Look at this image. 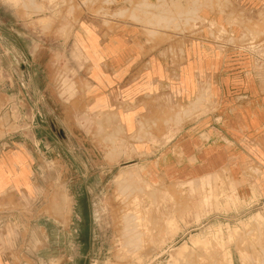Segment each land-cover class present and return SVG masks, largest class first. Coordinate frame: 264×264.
Returning a JSON list of instances; mask_svg holds the SVG:
<instances>
[{
	"label": "rangeland",
	"instance_id": "obj_1",
	"mask_svg": "<svg viewBox=\"0 0 264 264\" xmlns=\"http://www.w3.org/2000/svg\"><path fill=\"white\" fill-rule=\"evenodd\" d=\"M173 1L188 5L177 11V31L203 29L210 49L239 48L264 68V10L255 19L236 14L237 0ZM107 6L94 0H0V139L35 130L39 158L36 185L9 207L17 218L4 233L16 245V262L264 264V220L254 218L259 212L251 203L239 201L228 176L174 182L154 166L126 168L119 129L108 137L102 130L89 136L94 122L88 84L73 69L75 63L86 70L87 61L53 49L71 38L84 16H112ZM40 39L47 51L40 52ZM30 88L37 91L33 104ZM184 247L190 248L185 258Z\"/></svg>",
	"mask_w": 264,
	"mask_h": 264
},
{
	"label": "crops",
	"instance_id": "obj_2",
	"mask_svg": "<svg viewBox=\"0 0 264 264\" xmlns=\"http://www.w3.org/2000/svg\"><path fill=\"white\" fill-rule=\"evenodd\" d=\"M94 1L105 10L109 3L114 16H84L71 38L53 49L87 61L86 70L75 63L73 69L88 84L89 136L119 129L126 168L154 166L174 182L226 175L238 186L239 201L251 203L259 212L254 218L264 220V68L239 48L210 49L203 29L177 31V11L188 9L186 2ZM232 9L256 19L264 0H237ZM39 41L40 52L47 51ZM36 92L30 88L32 104ZM1 115L0 109V122ZM35 135L0 139V264H18L16 245L4 231L15 226L11 203L36 185Z\"/></svg>",
	"mask_w": 264,
	"mask_h": 264
},
{
	"label": "bare ground",
	"instance_id": "obj_3",
	"mask_svg": "<svg viewBox=\"0 0 264 264\" xmlns=\"http://www.w3.org/2000/svg\"><path fill=\"white\" fill-rule=\"evenodd\" d=\"M127 177H128V176H127ZM123 178H124V174L122 173V174H120L119 177H118V179L122 180L121 185L123 184V181L125 182V180H124ZM128 178H129V177H128ZM138 180H139V179H138ZM119 182H121V181H119ZM135 182H136V181H135ZM124 184H125V183H124ZM119 185H120V184H119ZM119 185H118V186H119ZM143 185H144V184H143ZM122 186H123V185H122ZM122 186H121V188H122ZM138 186H139V185H138ZM152 187H153V186H152ZM134 188H135V187H134ZM145 189H146V188H145ZM125 190H126V189H125ZM125 190H124V191H125ZM127 190H128V189H127ZM131 190H132V189H131ZM137 190H138V189H136V191H137ZM143 192H144V191H143ZM153 193H154V192H153ZM131 194H132V193H131ZM134 206H135V204H134ZM149 213H150V212H149ZM129 216H130V214H129ZM133 216H134V215H133ZM133 216H130V217H133ZM134 217H136V216H134ZM152 217H153V216H152ZM123 218H124V217H123ZM128 218H129V217H128ZM135 219H136V218H135ZM133 220H134V219H133ZM138 220H139V219H138ZM130 221H132V219H130L129 222H130ZM147 221H148V220H147ZM127 222H128V220H127ZM132 222H133V221H132ZM136 222H137V221H135V224H136ZM130 223H131V222H130ZM131 225H132V223H131ZM137 225H139V224L137 223ZM137 225H136V226H137ZM155 225H156V224H155ZM133 228H134V226H133ZM136 228H137V227H136ZM147 228H148V227H147ZM134 229H135V228H134ZM138 229H139V227H138ZM138 229H136V230H138ZM148 229H149V228H148ZM148 229H147V231H149ZM152 230H153V229H152ZM145 231H146V230H145ZM143 232H144V231H143ZM136 235H137V234H136ZM140 235H141V234H140ZM147 235H148V234H147ZM134 238H135V235H134ZM153 238H154V237H153ZM128 240H129V239H128ZM130 240H131V239H130ZM130 240H129V241H130ZM131 241H132V240H131ZM133 242H135V241L133 240ZM135 243H136V242H135ZM124 244H126V243H124ZM124 246H125V245H124ZM129 246H130V244H129ZM198 246H199V245H198ZM204 246H205V245H204ZM134 247H135V246H134ZM195 247H196V246H195ZM206 247H207V246H206ZM125 248H126V247H125ZM207 248H209V246H208ZM207 248H206V249H207ZM188 249H190V248H188V247H184V250H183V252H182V255H183V256L186 254V252L189 251ZM137 250H138V249H137ZM131 251H132V249H131ZM191 251H192V250H191ZM141 252H142V251H141ZM132 253H133V252H132ZM184 253H185V254H184ZM188 253H189V252H188ZM188 253H187V254H188ZM247 253H249V252H247ZM129 254H130V253H129ZM253 254H254V253H253ZM137 255H138V254H137ZM250 255H251V254H250ZM183 256H182V257H183ZM184 258H185V256H184ZM119 259H120V257H119ZM124 259H125V258H124Z\"/></svg>",
	"mask_w": 264,
	"mask_h": 264
},
{
	"label": "built area",
	"instance_id": "obj_4",
	"mask_svg": "<svg viewBox=\"0 0 264 264\" xmlns=\"http://www.w3.org/2000/svg\"><path fill=\"white\" fill-rule=\"evenodd\" d=\"M219 42L221 43L222 48L225 49L226 47L225 44H223L222 41H219Z\"/></svg>",
	"mask_w": 264,
	"mask_h": 264
}]
</instances>
